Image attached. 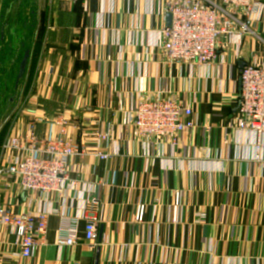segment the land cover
<instances>
[{"label": "crops", "instance_id": "1", "mask_svg": "<svg viewBox=\"0 0 264 264\" xmlns=\"http://www.w3.org/2000/svg\"><path fill=\"white\" fill-rule=\"evenodd\" d=\"M169 1L45 0L46 21L34 16L39 38L29 45L22 106L0 124V159L3 145L31 132L45 142L64 135L85 153L71 160L73 188L62 193L30 200L17 181L0 178V202L14 213H49L29 260L0 226V264H95L98 249L99 264H264V137L256 163L257 140L237 130L236 117L240 64L264 67V6L245 35L221 37L205 68L172 63L159 46ZM234 20L236 29L244 17ZM160 95L192 110L195 128L175 149L148 145L132 125L137 105ZM103 134L107 161L96 157ZM20 156L7 151L3 162ZM87 197L101 204L94 248L84 238ZM139 205L146 209L141 223ZM73 218L76 244H58L64 219Z\"/></svg>", "mask_w": 264, "mask_h": 264}, {"label": "built area", "instance_id": "2", "mask_svg": "<svg viewBox=\"0 0 264 264\" xmlns=\"http://www.w3.org/2000/svg\"><path fill=\"white\" fill-rule=\"evenodd\" d=\"M261 0H171L165 12L171 15V26L160 32L159 46L166 58L177 64H199L208 68L218 56V47L223 35H245L257 21L263 10ZM241 15L244 21L235 29L234 16ZM241 90L236 113L237 130L254 135L257 144L253 161L262 162V138L264 137V67L254 63L246 64L240 74ZM192 110L184 107L174 98L158 96L142 100L131 115L132 125L139 138L148 145L163 147L170 142L172 148L178 146L181 136L192 131L195 123L191 120ZM61 135L54 140L40 141L35 134L10 139L3 145L0 159V178H11L18 182L19 189L28 199L40 194L44 197L52 193H62L73 188L68 177L71 160L81 156L83 150L70 139ZM107 135H99L96 157L102 161L109 159L102 149L107 144ZM7 151H20L23 156L13 163L5 164ZM5 187V186H4ZM9 188V187H6ZM5 188V189H6ZM4 190V188H3ZM181 205L180 193L176 194L174 214ZM100 200L87 197L83 201V213L89 215L85 225V241L91 248L98 240L96 215ZM145 206L136 209L135 221L145 218ZM49 213L39 210L36 214H16L0 202V226L6 227L19 248V257L29 260L47 232ZM79 218L64 219L58 244L73 246L78 239Z\"/></svg>", "mask_w": 264, "mask_h": 264}, {"label": "rangeland", "instance_id": "3", "mask_svg": "<svg viewBox=\"0 0 264 264\" xmlns=\"http://www.w3.org/2000/svg\"><path fill=\"white\" fill-rule=\"evenodd\" d=\"M9 1L0 0V124L22 106L18 97L21 83L18 90H15L19 66L25 51L29 49V45L36 37L34 16L41 14V24L46 21L48 14V5L45 6V0H15L9 29L3 34L2 15ZM38 38L39 36L36 37ZM4 112L7 114L5 115Z\"/></svg>", "mask_w": 264, "mask_h": 264}, {"label": "water", "instance_id": "4", "mask_svg": "<svg viewBox=\"0 0 264 264\" xmlns=\"http://www.w3.org/2000/svg\"><path fill=\"white\" fill-rule=\"evenodd\" d=\"M14 4H15V0H10L8 5L6 6L5 11L3 12V15H2V32H3V34L6 30L9 29V21H10V16H11ZM171 21H172L171 15H168L167 24L169 27L171 26ZM29 58H30V51L26 50L24 53L23 60L21 61L20 66H19V72H18V76L16 79L15 90H18L19 84L24 79V75L26 73ZM243 66H244L243 64H240V68L243 69ZM240 90H241V82H240ZM99 254H100V249L97 250L95 264H99Z\"/></svg>", "mask_w": 264, "mask_h": 264}]
</instances>
